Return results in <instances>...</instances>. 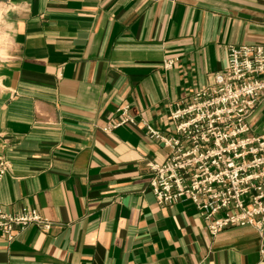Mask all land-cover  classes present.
I'll return each mask as SVG.
<instances>
[{"label":"crops","instance_id":"1","mask_svg":"<svg viewBox=\"0 0 264 264\" xmlns=\"http://www.w3.org/2000/svg\"><path fill=\"white\" fill-rule=\"evenodd\" d=\"M0 28V208L50 221L0 238V264H264L252 226L155 202L168 148L143 125L172 132L228 43H264V0H8ZM123 103L134 121L102 130ZM246 120L264 132V94Z\"/></svg>","mask_w":264,"mask_h":264},{"label":"built area","instance_id":"2","mask_svg":"<svg viewBox=\"0 0 264 264\" xmlns=\"http://www.w3.org/2000/svg\"><path fill=\"white\" fill-rule=\"evenodd\" d=\"M8 0H0V23ZM171 59L165 61L166 65ZM264 93V43H228L225 65L168 111L172 132L143 121L145 133L167 146L161 161L148 160V185L155 202L187 198L209 233L248 224L260 234L264 259V132L251 133L246 117ZM123 103L102 130L133 122ZM4 163L0 162V173ZM47 230L50 221L35 207L0 208V238L8 241L27 224Z\"/></svg>","mask_w":264,"mask_h":264},{"label":"rangeland","instance_id":"3","mask_svg":"<svg viewBox=\"0 0 264 264\" xmlns=\"http://www.w3.org/2000/svg\"><path fill=\"white\" fill-rule=\"evenodd\" d=\"M6 42H7V37L5 36V33H3V30L0 28V48L3 47V45L6 44ZM1 52H2V51L0 50V56H1V54H2ZM164 64H165V62H164ZM165 65H166V64H165ZM261 94H264V93H261ZM261 94H260V95H261ZM260 95H259V97H260ZM259 97H258V98H259ZM258 98L256 99V101L258 100ZM256 101H255V103H256ZM254 105H255V104H254ZM253 107H254V106H253ZM251 111H252V110H251ZM251 111H250V112H251ZM249 114H250V113H249ZM249 114H248V115H249ZM207 231H208V230H207Z\"/></svg>","mask_w":264,"mask_h":264}]
</instances>
